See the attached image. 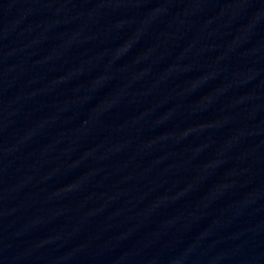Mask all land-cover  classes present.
I'll return each mask as SVG.
<instances>
[{
  "label": "water",
  "instance_id": "1",
  "mask_svg": "<svg viewBox=\"0 0 264 264\" xmlns=\"http://www.w3.org/2000/svg\"><path fill=\"white\" fill-rule=\"evenodd\" d=\"M0 264H264V0H0Z\"/></svg>",
  "mask_w": 264,
  "mask_h": 264
}]
</instances>
